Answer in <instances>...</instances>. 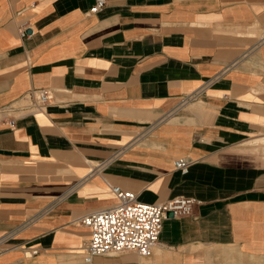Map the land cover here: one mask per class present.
Listing matches in <instances>:
<instances>
[{"label": "crops", "instance_id": "1", "mask_svg": "<svg viewBox=\"0 0 264 264\" xmlns=\"http://www.w3.org/2000/svg\"><path fill=\"white\" fill-rule=\"evenodd\" d=\"M95 3L0 0V264H264V0ZM113 186L200 202L148 257L87 263Z\"/></svg>", "mask_w": 264, "mask_h": 264}, {"label": "built area", "instance_id": "2", "mask_svg": "<svg viewBox=\"0 0 264 264\" xmlns=\"http://www.w3.org/2000/svg\"><path fill=\"white\" fill-rule=\"evenodd\" d=\"M107 0H96L91 12L101 11ZM26 27L21 30L26 34ZM52 98L48 89L34 90L20 105H11L1 110L9 119L10 127L16 125L13 113H33L40 111ZM192 159L179 157L174 160V167L183 174L189 171ZM112 191L118 202L108 208L91 212L81 219V223L90 229V237L83 244L85 261L91 263L97 255H115L125 251H134L141 257H148L158 245L163 228V221L169 212L174 216L193 214L200 202L194 197L175 196L160 203H146L137 198L133 191L113 186ZM1 246V240H0ZM38 249H26V255L38 253Z\"/></svg>", "mask_w": 264, "mask_h": 264}, {"label": "water", "instance_id": "3", "mask_svg": "<svg viewBox=\"0 0 264 264\" xmlns=\"http://www.w3.org/2000/svg\"><path fill=\"white\" fill-rule=\"evenodd\" d=\"M168 215H173V212H169Z\"/></svg>", "mask_w": 264, "mask_h": 264}]
</instances>
